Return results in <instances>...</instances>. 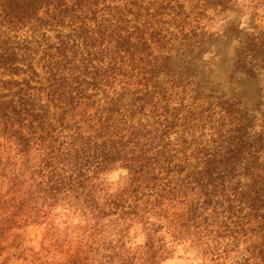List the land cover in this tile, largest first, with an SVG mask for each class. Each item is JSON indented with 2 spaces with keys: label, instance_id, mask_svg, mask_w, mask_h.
Instances as JSON below:
<instances>
[{
  "label": "rangeland",
  "instance_id": "374dc122",
  "mask_svg": "<svg viewBox=\"0 0 264 264\" xmlns=\"http://www.w3.org/2000/svg\"><path fill=\"white\" fill-rule=\"evenodd\" d=\"M31 1L0 0V264L39 224V264H264V192L253 226L199 185L259 156L264 0Z\"/></svg>",
  "mask_w": 264,
  "mask_h": 264
},
{
  "label": "trees",
  "instance_id": "16d2710c",
  "mask_svg": "<svg viewBox=\"0 0 264 264\" xmlns=\"http://www.w3.org/2000/svg\"><path fill=\"white\" fill-rule=\"evenodd\" d=\"M20 3L22 0H18ZM37 4L35 1L23 0L20 4L22 7L19 12L23 16H29L37 12ZM12 10H16L12 9ZM260 140L254 143L248 151L257 153L259 156L251 159L248 156L246 159H239L236 156L227 159L229 163L224 162V156L219 158L207 159L203 164V169H201V175L208 173L209 179L212 180L213 189L209 190L208 185L210 183H205L204 181L199 182L201 185V198L207 203H216L218 201L228 202L230 205L235 203H240L241 206H247L249 220L252 222L253 226L256 225L259 217L258 201L261 199L260 193L264 192V127L258 135ZM235 146V148H234ZM233 148L229 146V152H240L244 154L247 152L246 145L234 144ZM239 164H243L246 169L247 181L243 182V179L237 175L235 171L239 168Z\"/></svg>",
  "mask_w": 264,
  "mask_h": 264
},
{
  "label": "crops",
  "instance_id": "0c3cea01",
  "mask_svg": "<svg viewBox=\"0 0 264 264\" xmlns=\"http://www.w3.org/2000/svg\"><path fill=\"white\" fill-rule=\"evenodd\" d=\"M41 225L42 224L33 225L32 226L33 228L31 229L32 230L31 231L32 233L29 234V235H31L33 237L32 238V241H35V239H37V241H35V245L33 243L34 247L37 246V249L35 248V250L32 251V252L36 253L37 254V257H38L37 258V261L36 260L34 261V264H39L42 258H46V256L43 254V252L41 250V248H42L41 243L44 240V236L46 235V231H43L44 228H42V230L39 228ZM34 237H35V239H34ZM19 252L21 254H26L25 249H22ZM14 253H17V251L12 247V249L8 252V255H7L8 258L10 257L9 259H12V258L13 259H16L17 257H16V255H14ZM53 254H54L53 251H51V252L48 251L47 252V258L49 259L50 257L53 256ZM48 264H52L51 261H49Z\"/></svg>",
  "mask_w": 264,
  "mask_h": 264
}]
</instances>
